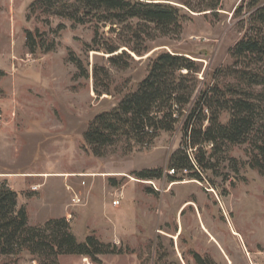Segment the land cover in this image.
<instances>
[{
    "label": "rangeland",
    "instance_id": "obj_1",
    "mask_svg": "<svg viewBox=\"0 0 264 264\" xmlns=\"http://www.w3.org/2000/svg\"><path fill=\"white\" fill-rule=\"evenodd\" d=\"M32 1L0 0V185L17 193L30 226L66 218L79 242L91 235L118 251L100 256L99 263L61 256L58 264H197L195 255L208 264H264V175L246 164L247 146L228 153L241 162L238 174L223 163L218 174L202 173V182L184 175L169 183L167 162L179 144L177 133H162L148 148L117 146L102 157L85 151L83 140L93 117L135 89L158 53L191 57L202 80L228 65L230 48L245 32L239 20L249 14L236 19L234 11L254 0H167L197 11L218 3L221 10L190 13L179 36H157L123 70L109 68L108 56L85 53L93 36L89 26L31 13ZM36 30L46 44L55 43L53 51L29 52L25 32ZM70 53L88 64L89 79L77 76ZM95 63L111 76L109 93L101 96L93 91ZM158 169L161 180L135 176ZM14 260L38 264L26 253L0 257V264Z\"/></svg>",
    "mask_w": 264,
    "mask_h": 264
},
{
    "label": "trees",
    "instance_id": "obj_2",
    "mask_svg": "<svg viewBox=\"0 0 264 264\" xmlns=\"http://www.w3.org/2000/svg\"><path fill=\"white\" fill-rule=\"evenodd\" d=\"M178 7L167 0H33L28 9L89 26L93 32L84 51L108 56L106 62L126 69L149 51L148 43L157 36H179L190 13L218 15V3L198 11L186 2ZM245 28L243 37L229 50L231 62L213 69L202 80L200 64L181 53L162 51L150 59L146 74L135 89L126 92L116 105L93 117L83 135L85 151L102 157L111 148L128 150L150 147L162 134H178L179 144L167 162L172 171L169 183L184 175L202 182V173L218 174L227 163L238 174L241 162L230 158L234 146H247L251 169L264 175V2L254 0L234 11ZM64 29V25H59ZM30 53L53 51L38 30L25 32ZM103 58V57H102ZM69 62L77 76L89 79L88 64L73 53ZM91 76L97 96L109 93L108 67L93 64ZM245 164V163H244ZM180 175V176H179ZM140 180L163 178V169L135 174ZM227 178V176H225ZM26 253L38 264H58L61 256H82L94 263L100 256L118 253L115 246L88 235L79 242L66 218L51 219L30 226L17 193L6 183L0 185V257L16 258ZM197 264L208 261L195 255ZM210 263V262H209ZM12 264H16L15 260Z\"/></svg>",
    "mask_w": 264,
    "mask_h": 264
},
{
    "label": "built area",
    "instance_id": "obj_3",
    "mask_svg": "<svg viewBox=\"0 0 264 264\" xmlns=\"http://www.w3.org/2000/svg\"><path fill=\"white\" fill-rule=\"evenodd\" d=\"M0 118H1V114H0ZM119 204V201H114V202H112V205L113 206H117Z\"/></svg>",
    "mask_w": 264,
    "mask_h": 264
},
{
    "label": "crops",
    "instance_id": "obj_4",
    "mask_svg": "<svg viewBox=\"0 0 264 264\" xmlns=\"http://www.w3.org/2000/svg\"><path fill=\"white\" fill-rule=\"evenodd\" d=\"M44 175H46V174H44Z\"/></svg>",
    "mask_w": 264,
    "mask_h": 264
}]
</instances>
